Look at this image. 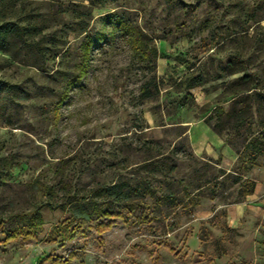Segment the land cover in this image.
<instances>
[{
	"label": "rangeland",
	"instance_id": "rangeland-1",
	"mask_svg": "<svg viewBox=\"0 0 264 264\" xmlns=\"http://www.w3.org/2000/svg\"><path fill=\"white\" fill-rule=\"evenodd\" d=\"M0 6V25L15 28L0 48V264H249L237 253L242 233L225 226L223 211L201 216L217 196L223 205L243 200L244 189L233 173L221 178L222 155L197 151L192 137L205 122L240 155L263 128L264 0ZM116 18L140 27L157 55L134 51ZM87 36L96 38L91 63L76 79ZM147 80L153 95L142 98ZM259 162L264 174V155L233 168ZM114 184L137 188L135 207L99 236L96 221L109 217L91 205L115 199L102 190ZM189 195L196 205L174 208L173 199ZM81 205L91 219L66 239Z\"/></svg>",
	"mask_w": 264,
	"mask_h": 264
},
{
	"label": "trees",
	"instance_id": "trees-1",
	"mask_svg": "<svg viewBox=\"0 0 264 264\" xmlns=\"http://www.w3.org/2000/svg\"><path fill=\"white\" fill-rule=\"evenodd\" d=\"M1 4V0H0ZM2 15V7L0 6V18ZM117 22L116 25L118 29H120L127 37V41L132 49L134 51L139 52L142 57L148 58L150 57L151 52H154V55H157V50L156 48L150 49L148 46L147 42L143 38L144 33L141 30L140 27L137 25L130 23L122 18H116ZM15 32V28L12 25H0V48H5L6 44L11 37V35ZM95 37L92 36H87L81 45V62L79 63L78 66V72L75 75L76 79H79L83 77L90 66V52L92 49L93 44L95 43ZM101 38V36H100ZM99 39V37L97 38ZM75 78L73 80H75ZM250 78H254V87H256L259 84V79L254 76V74H245L241 76L242 80H249ZM199 84V83H198ZM151 86H152V80H147L141 85V97L142 98H149L151 95H153L151 91ZM66 91H64L63 96H66ZM258 95L264 96V90L263 91H258ZM208 122V121H207ZM218 133L220 131L217 130ZM244 149L242 152H240L239 158L242 159L244 157H248L249 162L254 163L256 158L259 157L260 155H264V124L263 128H260L257 130L256 133L252 134V136H248V138L244 139ZM227 143H230L229 139H226ZM239 152V150H238ZM222 174V172H221ZM220 174V175H221ZM241 177L240 176H235L232 180L233 184H237L240 182ZM249 184V188H246V185ZM240 187H243L244 193L247 194L251 192L255 185V182L253 181H241L239 183ZM137 189V188H136ZM136 189L129 190L125 187H122L120 184H114L110 185L107 187H103V193L105 196H113L115 199H106L103 201V207H100L98 204H93L91 205L93 207V211L98 213L99 216L101 217H109V220L107 221H96V224L94 226L95 230L98 232L99 236H103V234L111 230V228L118 224V220H125L127 221L128 218L125 215L124 209L127 208V212L133 211L135 204L133 201L130 199V196L132 195V192H134ZM214 197V195L212 196ZM193 195H189L188 199L186 202L184 200H177L173 199L174 208L181 206L184 207L185 204H190L191 205H196L198 203L197 200L194 199ZM114 201H119L120 206L117 210L111 209L109 207V204ZM89 207H86L85 205H81L80 209L75 213L73 216H71L68 221L70 224H73V227L70 231V235L68 237L65 236L66 239L70 238H75L79 234L84 233L83 227L89 220L91 219ZM63 225L65 226L66 223L64 222ZM66 227V226H65ZM64 231V229H62ZM15 238V235L10 234L7 236L6 239H13ZM70 256H73V254H70ZM49 260H52L51 257L48 258ZM58 259H56L57 261Z\"/></svg>",
	"mask_w": 264,
	"mask_h": 264
},
{
	"label": "crops",
	"instance_id": "crops-1",
	"mask_svg": "<svg viewBox=\"0 0 264 264\" xmlns=\"http://www.w3.org/2000/svg\"><path fill=\"white\" fill-rule=\"evenodd\" d=\"M200 132L199 138H193V144L197 151L204 150L212 152V154L222 155L221 162L218 165L222 170L221 178L229 173H233L241 177V181L255 182L254 189L245 194L243 192V200L231 203L220 204L217 196L216 208L214 210H200L203 218H208L220 213L223 215V222L226 227L238 230L242 233L237 253L243 261L249 264H264V174L263 168L259 164H251L236 172L234 166L238 163L239 153L234 150L231 144L217 133L212 131L205 122L198 123L195 127ZM195 131L191 127V134ZM193 136V135H192ZM214 157V156H213ZM235 169V170H234ZM238 182L235 185H238ZM254 218V221L252 219Z\"/></svg>",
	"mask_w": 264,
	"mask_h": 264
}]
</instances>
